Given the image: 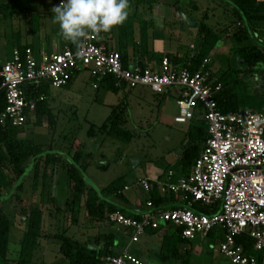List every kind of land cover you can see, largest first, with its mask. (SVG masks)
I'll return each instance as SVG.
<instances>
[{
  "label": "rangeland",
  "instance_id": "374dc122",
  "mask_svg": "<svg viewBox=\"0 0 264 264\" xmlns=\"http://www.w3.org/2000/svg\"><path fill=\"white\" fill-rule=\"evenodd\" d=\"M8 1L10 0H0V3ZM20 1L26 7L25 13L7 16L0 23V66L12 59L13 52L16 47L21 46V41L26 42L27 28L32 31L28 40L35 43L37 57L39 56V40L45 36L52 39L54 34H57L56 36L60 34L59 25L53 22L52 8L58 6L61 0ZM194 3L198 5V9L193 8ZM129 4L130 22L127 23L128 25L116 26L112 30L116 36L122 38L124 43L135 45L138 49L141 34L138 37L139 30L135 25H146V20L150 21V17L154 15L152 12L158 7L159 19H167L168 30L173 34L180 33L182 36L181 45L172 43V46H179L183 51L196 48L197 27L195 23L202 20L205 15H207L206 22L218 32H221L225 24H233L235 20L231 13L232 6L226 5L221 0H129ZM26 19L29 20V27ZM163 23L162 20L157 19L150 21L149 36L153 37L154 28H161ZM234 30L235 26L227 33H232ZM225 37L226 39L219 41L211 56L217 74L226 69L225 61L233 46L230 35L227 34ZM59 38L61 42L62 36L59 35ZM166 46L168 47L166 43L160 41L155 44L158 52ZM239 77H243V73L239 74ZM248 82L252 89L256 88L257 82L253 77L249 78ZM96 84L98 87L95 86ZM49 87L46 103L56 115L57 127L52 129L49 126L47 115L42 117L41 122H38L37 115H34L30 123L28 121L29 124L21 128L22 132L19 135L30 137L34 143L43 147L45 156L56 154L59 161L49 165V176L45 185L40 178L39 185L35 189L33 164L29 162L26 173L10 189L4 191L1 201L4 203L6 213L12 219L9 245L10 264L15 263V260L17 261L20 257L21 241L27 229L21 212L22 206L31 211L35 205H38L41 202L43 187L45 189L44 201H46L43 206L47 213L43 229L46 233L53 235L66 230L68 235L79 241L95 243L102 240L103 234L110 228L89 216L85 204L86 196L76 208L78 223L72 221L73 210L65 204L71 193L68 184L64 181H67L66 167L70 165L72 159L74 160L73 155L80 145L83 150L80 163L85 166L84 175L88 186L101 190L112 181L124 177L131 187L125 194L128 198H132V201L137 202L138 198L144 199L147 196L145 191L138 186L137 182L140 178H154L157 175L166 174L170 169L177 171L181 168L180 160L184 152V141L191 122L207 127L204 117L198 112L193 121L175 122L174 118L179 114L178 100L182 92L180 87H170L164 93H156L148 86L130 88L126 85L118 92H113L100 85L88 69L79 72L65 87ZM122 102L126 108L120 120L125 127L134 132V139L130 143H125L107 134L90 137L88 130L91 124L102 125L112 113L113 108ZM59 180L63 181L60 186H53ZM119 203L125 206L123 202L119 201ZM173 205L180 204L173 203L171 206ZM128 210L136 212L132 207ZM220 235L222 239L223 234ZM162 238L161 233L157 234L154 245L160 244L159 240ZM152 239L149 234H145L139 242L133 243L131 251L139 248L145 250L144 257L148 264H183L182 260L175 258L163 263L157 257L156 253L159 249L152 244ZM210 241L209 237H199L180 243V245L189 247L184 255L188 263L233 264L221 253L220 241L215 248L210 246ZM148 248L151 250L147 252ZM186 251L182 250V253ZM41 254L46 255L48 264H57L55 255L61 257V264H71L61 253V241L57 238H41L30 264H40ZM0 264L9 263L6 259L0 258Z\"/></svg>",
  "mask_w": 264,
  "mask_h": 264
},
{
  "label": "built area",
  "instance_id": "2783aa9c",
  "mask_svg": "<svg viewBox=\"0 0 264 264\" xmlns=\"http://www.w3.org/2000/svg\"><path fill=\"white\" fill-rule=\"evenodd\" d=\"M257 35L264 43V33ZM211 63L209 56L194 72L164 56L151 65L143 66L136 59L126 67L123 53L108 49L92 33L82 50L66 46L56 53L44 54L40 60L30 47L24 51L17 48L0 70L6 97V106L0 111V125L24 127L36 112L38 102L47 99L46 95L28 98L27 87L44 84L65 87L84 69L97 81L113 75L130 88L148 86L156 93H164L170 87L182 88L175 122L193 121L198 112L207 123L209 138L190 173L177 175L170 169L164 175L140 178L137 183L147 194L156 183L164 194H175L183 202L189 197L192 200L188 206L155 209L147 199L148 212L141 218L114 211L107 213L103 224L124 230L129 235L128 247L139 242L149 229L165 225L179 230L190 241L206 238L217 230L223 234L220 251L233 264H261L256 255L247 252L240 238L248 237L254 250H264V112L250 108L230 113L221 111L217 94L223 84L208 69ZM130 188L127 185L125 191ZM193 201L206 205L219 202L220 210L202 214L191 208ZM105 261L106 264H144L129 249L109 255Z\"/></svg>",
  "mask_w": 264,
  "mask_h": 264
},
{
  "label": "trees",
  "instance_id": "16d2710c",
  "mask_svg": "<svg viewBox=\"0 0 264 264\" xmlns=\"http://www.w3.org/2000/svg\"><path fill=\"white\" fill-rule=\"evenodd\" d=\"M226 5L232 6V15L235 20L233 24H225L221 32H218L212 25L206 22V16L199 21H196L197 27V46L193 50L183 55L172 54L169 55L172 62L179 66L185 65L191 71H197L204 59L211 56L212 52L218 46V43L225 36L230 35L233 41V46L226 59V69L222 73H218L214 69V62L208 66L218 78L217 82L223 84V89L217 94V101L219 109L225 113L236 112L243 108H251L254 111H264V43L258 33H264V0H221ZM25 6L20 0H10L8 2L0 3V23L7 16L20 15L25 13ZM194 9H198L196 3L193 4ZM43 14V13H41ZM125 22L126 25H128ZM238 23H241L239 25ZM149 24L146 20V25L141 24V39L139 42V49L142 58L139 62L143 66L151 65L152 61L162 58L156 53L149 56ZM235 26L232 33H227L230 28ZM154 27V26H153ZM69 46L73 49L76 47L69 42ZM21 51L25 47L19 48ZM123 61L126 67H129L131 58L128 54L123 53ZM2 66H0L1 70ZM243 73V77L239 74ZM78 74V73H77ZM75 77V75H74ZM73 77V78H74ZM253 77L257 86L252 89L249 85V78ZM71 79V81L73 80ZM70 81V83H71ZM3 79L0 76V111L6 106L5 90L2 88ZM100 85L107 90L118 92L121 88L126 86L125 83H120L118 79L109 75L102 79ZM69 85V84H68ZM50 85L44 84L41 87H27V97L35 98L40 95L48 96ZM47 99L38 102L36 111L37 120L41 122L42 117L47 115L49 126L54 129L57 127L58 121L53 110L47 106ZM126 106L124 102L115 106L112 113L106 121L97 126L91 124L88 135L95 137L98 134H107L110 137L130 143L134 137V132L125 127L121 122V116ZM23 127H13L11 125H0V202L4 191L10 189L15 182L26 173L27 163L33 164V180L35 189L39 185V180L45 185L49 176V165L55 161H59L56 154H43V147L34 143L33 139L20 137ZM209 138L207 127L203 125L190 124L186 139L184 141V152L180 160L181 172H188L194 165L196 159L200 156L204 145ZM83 157V150L80 147L74 153L70 165L66 167L67 184L71 191L70 196L65 204L73 210L72 221L78 223V214L76 212L77 206L86 196V208L89 216L95 221L101 223L106 218L108 212L121 211L129 216L141 218L142 214L139 212L129 211L132 207L130 199L125 194V187L128 183L124 177H120L112 181L109 185L101 190L95 187L88 186L81 159ZM43 170V171H42ZM43 172V173H42ZM147 194V193H146ZM45 196V189L41 191V202L36 205L30 212L25 206H22V214L25 216L28 227L24 238L21 241L20 257L18 264H30L34 258V251L40 244L41 238H57L61 241V253L71 264H106L105 258L109 255H118L121 253L118 250V245L125 244L129 240V235L124 234L114 227L108 228L103 234L102 240L98 242L79 241L70 235L67 231L56 234H48L43 229L45 208L43 200ZM147 199L153 202L154 208H172L178 206H188L191 197L178 206H171L177 203L175 194L167 195L160 191L156 183L152 184L150 192L147 194ZM123 202L125 206L119 203ZM191 208L196 212L202 214H213L220 210V203L213 205H206L200 201H193ZM12 219L8 216L4 206L0 203V258L7 259L10 244V229ZM161 230L152 229L153 233H158ZM220 233L214 230L209 233L207 237L211 238L210 246L215 248L219 241H221ZM189 241L181 236L179 230H175L163 237L160 258L163 262H167L171 258L182 260L183 264H189L188 259L185 258V253L180 251V243ZM244 243L247 252L256 254L260 263L264 259V250L256 251L253 249L252 239L245 237L240 238Z\"/></svg>",
  "mask_w": 264,
  "mask_h": 264
},
{
  "label": "crops",
  "instance_id": "0c3cea01",
  "mask_svg": "<svg viewBox=\"0 0 264 264\" xmlns=\"http://www.w3.org/2000/svg\"><path fill=\"white\" fill-rule=\"evenodd\" d=\"M62 1V0H61ZM61 1H59L58 2V4H60V2ZM4 3V2H3ZM159 8V7H158ZM158 8L157 9H154V12H152L154 15H152L151 17H150V21H155L156 19L157 20H162L164 23L162 24V26H161V28H154V32H153V37H151L150 36V38H152V39H150L149 38V40H150V42H149V44H150V51H151V53H150V55L149 56H152L153 54H157L159 57H163V56H169V55H172V54H178V55H183V54H185L186 52H188L189 51V49H187V50H180V48H179V46H177V47H173L172 46V43L173 44H177L178 45V43L181 45V43L183 42L182 41V36H181V34L180 33H174L173 34V32H170V30H168V28H167V19H165V18H162V19H159V16L158 15H160V10H158ZM127 22H130V15H128V18H127V20H126ZM125 21V22H126ZM125 22H124V25H126L125 24ZM171 22V21H170ZM26 23L28 24V27H29V20L28 19H26ZM45 23V22H44ZM43 23V26L46 28V25ZM135 27L137 28V30H139V32L141 31V24H136L135 25ZM47 29H48V27H47ZM31 32L32 31H30V29L29 28H27V30H26V33H25V35H26V42L25 43H23L22 41H21V46H18V47H16L15 49H17V48H20V47H30L32 50H33V53H34V56L36 57V59L37 60H40L41 58H42V56L44 55V54H52V53H56V52H58V51H60V50H62V49H64L66 46H69V41H66L65 39H63V38H61V42L59 41L60 40V38H59V35L60 34H58V36H56L57 34H54L53 35V38L52 39H48L46 36H45V38H43L42 37V39H40L39 40V43H38V50H39V56L37 57V55H36V50H35V43L34 42H30L28 39L30 38V35H31ZM138 32V37H140V34H141V32L139 33ZM115 32L113 31V30H111L110 32H108V33H101L100 34V36H99V41H100V43H102V44H104L108 49H110V50H119V51H121L122 53H126V54H128L129 55V57L131 58V61H133V60H136V59H141L142 58V54H141V52H140V49H138L135 45L134 46H131L129 43H124L121 39L122 38H120V36H116L115 34H114ZM122 34V33H121ZM120 34V35H121ZM123 35V34H122ZM175 35V36H174ZM120 39V40H119ZM65 41V42H64ZM157 41H160V42H163V43H166V45H168V47L166 46V48L165 49H163L161 52H158L157 50H156V48H155V44H156V42ZM63 42V44H61ZM153 42V43H152ZM61 45V46H60ZM63 45V46H62ZM118 45H119V48H118ZM125 45V46H124ZM127 45V46H126ZM185 45H186V43H185ZM60 46V47H59ZM191 46L193 47L194 46V44L192 43L191 44ZM190 46V47H191ZM57 47H59V48H57ZM160 53V54H159ZM186 55V54H185ZM212 56V55H211ZM159 61V58H157L156 60H154V61H152V63L151 64H154L155 62H158ZM5 64V63H4ZM3 64V65H4ZM3 65H1V66H3ZM77 75V74H76ZM75 75V76H76ZM75 78V77H74ZM74 78H73V80H74ZM72 80V81H73ZM71 81V82H72ZM70 84V83H69ZM98 87V86H97ZM47 98H48V96H47ZM37 111V110H36ZM34 115H36V112L35 113H33L31 116H30V118H29V123H30V121L32 120V117L34 116ZM28 123V124H29ZM26 129V128H25ZM24 134V133H23ZM22 134V135H23ZM20 136V135H19ZM21 137V136H20ZM24 138H27V139H31L30 137H27V136H24ZM192 169V168H191ZM191 169L188 171V172H184V173H182L180 170H181V168H179V169H177V171H176V173H177V175H183V174H188V173H190V171H191ZM174 170V169H173ZM65 181V183L67 184V181L66 180H64ZM63 181H61V180H59L58 182H55V184L53 185V186H60V184L62 183ZM128 191V190H127ZM126 192V191H125ZM54 196H55V198H56V192L54 193ZM130 198V197H129ZM146 200H147V196L146 197H144V199L143 198H138L137 199V202H134V201H132V198H130V201H131V204H132V208L135 210V211H137V212H139V213H141V214H144V213H146V212H148V208H147V206H146ZM175 200H176V202L177 203H179V204H181L183 201H182V199H181V197H179V196H176L175 195ZM55 201V200H54ZM23 203H25V201H22ZM46 201H44L43 200V203H45ZM3 206H4V203L1 201L0 202ZM26 203H29V202H26ZM55 203H56V201H55ZM36 206V205H35ZM34 206V207H35ZM4 208H5V206H4ZM6 211V210H5ZM28 212H30L29 210H28ZM23 215V214H22ZM47 217V213H46V210H45V214H44V222H45V218ZM23 219L26 221V225H27V227H28V222H27V220H26V218H25V216L23 215ZM26 231H27V229H26ZM175 231V228H173L172 226H163L162 228H161V230L158 232V233H153L151 230H148V232L146 233V234H149L153 239V241H152V244L154 245L155 243H154V241L156 240L155 239V237L157 236V234H159V233H161L162 235H163V237L166 235V234H170V233H172V232H174ZM124 234H126V232H124ZM127 235V234H126ZM162 240H163V238H162ZM162 240H159V243L160 244H156V245H154V246H156L159 250H158V252L156 253L157 254V257L159 258V259H161L160 258V252H161V245H162ZM149 244H151V243H149ZM10 245V244H9ZM132 245L133 244H131V245H129V247H128V241L125 243V244H121L120 243V245H118V250H120L121 251V253L123 252V251H125L126 249H129V251L130 252H132L133 254H135L137 257H139L143 262H144V264H148V261L146 260V258L144 257V254L146 253L145 252V250H143V249H141V248H139V249H135L134 251H131V247H132ZM188 248L189 247H187V246H185V245H181L180 246V251L182 252V250H185L186 251V249L188 250ZM151 250V249H150ZM149 250V248L147 249V252L148 251H150ZM9 253H10V247H9V252H8V256H7V263H9L10 264V262H11V259H10V255H9ZM55 257H56V262H57V264H61V257L60 256H58V255H55ZM39 263L40 264H48L47 262H48V258L46 257V255H40L39 256ZM18 261V260H17ZM17 261L15 260V263H13V264H18L17 263ZM52 262H54L53 260H51ZM162 261V260H161ZM171 261V259L170 260H168L167 262H170ZM163 263H166V262H163ZM127 264H131V263H127ZM261 264H264V259H263V262L261 263Z\"/></svg>",
  "mask_w": 264,
  "mask_h": 264
},
{
  "label": "clouds",
  "instance_id": "9594fccd",
  "mask_svg": "<svg viewBox=\"0 0 264 264\" xmlns=\"http://www.w3.org/2000/svg\"><path fill=\"white\" fill-rule=\"evenodd\" d=\"M129 0H62L52 8L60 35L82 50L89 34L110 32L123 25L129 15Z\"/></svg>",
  "mask_w": 264,
  "mask_h": 264
}]
</instances>
